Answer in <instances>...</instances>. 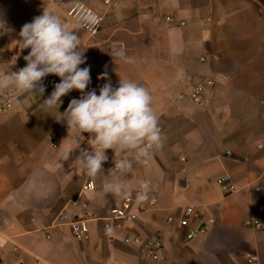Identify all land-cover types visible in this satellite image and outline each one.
Masks as SVG:
<instances>
[{
    "label": "crops",
    "instance_id": "0c3cea01",
    "mask_svg": "<svg viewBox=\"0 0 264 264\" xmlns=\"http://www.w3.org/2000/svg\"><path fill=\"white\" fill-rule=\"evenodd\" d=\"M76 2L102 17L96 32L69 15ZM45 7L76 28L86 47L85 92L99 95L120 79L149 91L163 145L140 162L129 150L127 187L136 197L147 181L159 202L106 232L104 217L124 200L103 193L118 175L114 152L106 150L103 171L89 177L76 157L91 151L90 134L69 133L60 115L81 93L72 90L49 112L41 105L50 94H20L0 114V264H264V225L246 224L255 214L264 220V0H0L11 29L0 35V71H17L30 49L14 41ZM120 51L133 62L117 58ZM105 72L108 80L98 79ZM202 78L214 86L197 103L191 94ZM224 175L235 186L230 194L218 183ZM88 180L94 189L83 188ZM188 205L215 218L193 239L179 223ZM83 214L89 237L78 241L71 222ZM157 238L154 257L145 242Z\"/></svg>",
    "mask_w": 264,
    "mask_h": 264
},
{
    "label": "clouds",
    "instance_id": "9594fccd",
    "mask_svg": "<svg viewBox=\"0 0 264 264\" xmlns=\"http://www.w3.org/2000/svg\"><path fill=\"white\" fill-rule=\"evenodd\" d=\"M82 21L79 24L82 28H91L98 23L94 15L84 16ZM9 31L7 20L0 16V35ZM77 32L76 28L69 29L58 15L45 7L41 15L22 26L20 39L14 41L22 45L21 49H30L24 57L26 66L17 71H12L11 67L0 71V90L12 88L21 94L43 96V78L49 74L56 75L61 79L50 96L43 99L41 109L44 112L58 109L61 97L78 90L80 98L72 99L64 113L60 114L69 133L75 132L83 139V133L90 134L88 143L91 151L81 149L76 161L84 166L89 177L94 178L103 171L102 164L108 159L106 150L112 149L113 169L118 175L105 181L103 193L105 197L129 198L128 177L133 171L132 160L128 158L129 150H134L133 158L140 162L151 158L154 151L163 145L158 117L151 106L152 97L145 87L133 81L120 79L119 86L113 88L107 72L98 77L108 80L100 87L99 95L95 89L85 92L91 81L90 68L80 67L86 63V47L81 46ZM115 55L133 62L123 51ZM72 150L64 152V160L70 158ZM149 190V183L141 181L136 202L146 201ZM111 231L110 226L106 227V232Z\"/></svg>",
    "mask_w": 264,
    "mask_h": 264
},
{
    "label": "built area",
    "instance_id": "2783aa9c",
    "mask_svg": "<svg viewBox=\"0 0 264 264\" xmlns=\"http://www.w3.org/2000/svg\"><path fill=\"white\" fill-rule=\"evenodd\" d=\"M109 2L111 0H105ZM69 15L80 23H83L82 17L94 15L98 20V23L91 28H86L90 33L96 32L100 28L101 19L102 17L95 13L92 9L88 6L76 2L70 9ZM26 61L22 58L18 65L17 70L26 66ZM59 83V80L56 75H48L43 78V86L45 87V93L51 94L54 90L55 84ZM214 86V81L211 78H202L194 84L193 91L191 94L192 99L197 102L201 103L203 100L204 92ZM21 93L16 92L14 89H9L0 97V114L10 108H12L15 104V100L18 99ZM264 103V99L262 100ZM89 150V149H87ZM90 151V150H89ZM231 154V152H229ZM110 167L114 168V163L110 164ZM218 183L222 186L223 191L225 194H230L235 190V186L231 183L230 178L226 175L220 177L218 179ZM96 184L94 180H88L83 188L84 189H94ZM148 199L142 203L136 202V197L130 196L129 198H124L122 203L118 206L113 207L109 214L104 217L106 227L110 226L111 228L119 227L124 222H132L136 220L140 213L157 207L159 202V197L156 192L152 194H147ZM194 218L197 220V225H193L192 221ZM168 222H173L174 217L172 215L168 216ZM89 222L90 217L83 214L77 216L71 222V229L73 236L78 241H84L89 237ZM179 223L182 227L186 228V237L188 239H193L199 235L206 234L212 226L215 224V218L212 215H204L199 209L196 208L194 205H188L185 207L183 215L180 217ZM246 224L254 229H261L264 225L263 216L261 214H255L251 218L246 221ZM131 238L129 235L126 236V240L130 241ZM140 238H134L135 241H138ZM146 246L149 248L151 254L154 257H157L156 251L162 246V242L159 238L153 240L148 239L146 240ZM252 259H250L251 261Z\"/></svg>",
    "mask_w": 264,
    "mask_h": 264
}]
</instances>
